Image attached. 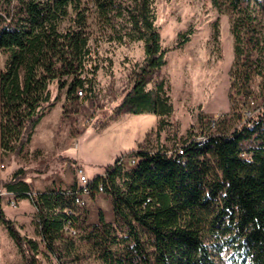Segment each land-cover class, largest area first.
Returning a JSON list of instances; mask_svg holds the SVG:
<instances>
[{
	"label": "trees",
	"instance_id": "16d2710c",
	"mask_svg": "<svg viewBox=\"0 0 264 264\" xmlns=\"http://www.w3.org/2000/svg\"><path fill=\"white\" fill-rule=\"evenodd\" d=\"M210 1L231 14V88L250 97L253 81L259 80V118L228 133L191 134L180 144L182 154L130 148L103 165L95 180L103 181L114 220L107 222L100 209L98 222L82 228V239L94 247L99 263L219 264L216 255L230 250L231 264H264V0ZM91 9L109 30L108 39L143 42V65L116 112L164 116L172 111L163 82L154 91L146 89L167 51L160 43L153 0H0V51L8 53L0 71L2 158L7 152L22 153L53 106L47 90L51 82L66 87L71 100L85 85L92 90L93 78L83 76L91 54ZM190 34H181L176 47ZM132 156L134 165L121 163ZM25 175L19 168L0 183L29 199L41 242L57 262L76 263L75 258L66 262L62 252L71 253L72 245L61 241L64 226L75 228L77 222L72 196L57 188L38 190ZM0 222L25 264H39L37 242L22 236L2 211Z\"/></svg>",
	"mask_w": 264,
	"mask_h": 264
},
{
	"label": "rangeland",
	"instance_id": "374dc122",
	"mask_svg": "<svg viewBox=\"0 0 264 264\" xmlns=\"http://www.w3.org/2000/svg\"><path fill=\"white\" fill-rule=\"evenodd\" d=\"M153 6L160 43L167 51L165 63L154 72L146 89L154 91L163 82L172 111L164 116L116 112L143 65V42L108 39L109 30L91 9L87 20L91 54L83 76L93 78V88L89 91L85 85L86 93L71 100L66 98V87L59 89L56 81L48 85L54 104L36 125L22 153L5 154L4 168L10 175L22 168L25 179L38 190L67 188L77 184L76 166L94 179L115 153L138 148L173 154L191 134L228 133L259 118V80L253 81L250 97L231 88L234 39L229 9L220 11L210 0H153ZM188 30L189 39L176 47L180 35ZM23 72L21 69V77ZM95 122L99 129L92 128ZM97 194L107 196L90 194L87 205L76 210L75 234L63 235L61 241L72 245L71 253L62 252L66 262L71 258L77 264L100 262L91 243L82 239L83 225L97 223L100 209L107 222L114 220L110 199L106 203L98 196L96 201ZM30 214V238L37 242L39 264H59L41 242L34 207ZM24 237L28 238L26 233ZM233 258L230 250L216 255L219 264H231Z\"/></svg>",
	"mask_w": 264,
	"mask_h": 264
},
{
	"label": "crops",
	"instance_id": "0c3cea01",
	"mask_svg": "<svg viewBox=\"0 0 264 264\" xmlns=\"http://www.w3.org/2000/svg\"><path fill=\"white\" fill-rule=\"evenodd\" d=\"M4 62H5V55L2 56V52L0 51V71L4 66ZM1 152L2 150L0 144V180H3L9 177L10 172H8L7 169L4 168V158H2ZM118 154H120V152L115 153V155L111 157V161H113ZM96 196L97 197L95 199L97 201L98 196L101 197V195L97 194ZM101 198L102 200H105L106 203L110 202L108 196H106L105 199L103 197ZM18 205L19 207L13 209L7 206L4 201H2L1 203L2 213L5 217L9 218L13 222L14 226L22 236H24V233H26L27 237L30 238L32 237L30 234L31 227L29 226L30 216H31L30 212L32 213L33 206L30 204L28 199H21ZM110 213L113 214V210ZM32 239L34 240L35 238ZM0 264H25V260L20 250L18 249L13 239L10 237L6 227L1 222H0Z\"/></svg>",
	"mask_w": 264,
	"mask_h": 264
},
{
	"label": "built area",
	"instance_id": "2783aa9c",
	"mask_svg": "<svg viewBox=\"0 0 264 264\" xmlns=\"http://www.w3.org/2000/svg\"><path fill=\"white\" fill-rule=\"evenodd\" d=\"M86 92L83 90H78L77 95L82 96ZM257 122V120L252 121L250 124H253ZM200 140H204V137H199ZM176 155L183 153V147L180 145L175 150ZM121 163H123L125 166H132L136 163L135 157H129V158H122ZM100 173L99 175H101ZM76 175H77V184L75 188H59L57 189L61 190L65 195H71L73 198V204L75 206V209L83 208L87 205L88 198L91 194V191H94L95 193H105V186L103 184V181H97L92 178H89L87 174L85 173V170L81 166H76ZM20 198L11 191L6 190V188L0 183V211H2L1 203L2 201L5 202L7 206L10 208L17 207L19 203ZM69 213H74L75 211L73 209H65ZM64 234H75L76 229L71 224H66L63 228ZM76 264V263H73ZM102 264V263H98Z\"/></svg>",
	"mask_w": 264,
	"mask_h": 264
}]
</instances>
